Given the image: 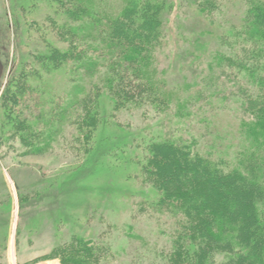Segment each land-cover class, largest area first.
Instances as JSON below:
<instances>
[{
  "label": "rangeland",
  "instance_id": "obj_1",
  "mask_svg": "<svg viewBox=\"0 0 264 264\" xmlns=\"http://www.w3.org/2000/svg\"><path fill=\"white\" fill-rule=\"evenodd\" d=\"M170 1L156 65L164 87L188 100L186 116H178L176 103L165 111L114 106L105 62L89 74L72 68L76 59L33 62L32 54L52 46L68 49V34L56 22L66 1L59 7L56 0H0V264H71L55 248L76 245V238L95 249L98 264H168L174 228L143 181L145 144L195 138L198 150L213 146L232 157L241 119L229 93L236 86L214 55L228 49L222 40L243 5L231 0L208 17L186 0ZM73 43L98 53L88 38ZM212 91L219 95L209 98ZM85 109L97 110L90 134L79 120ZM41 129L46 145L34 142Z\"/></svg>",
  "mask_w": 264,
  "mask_h": 264
},
{
  "label": "trees",
  "instance_id": "obj_2",
  "mask_svg": "<svg viewBox=\"0 0 264 264\" xmlns=\"http://www.w3.org/2000/svg\"><path fill=\"white\" fill-rule=\"evenodd\" d=\"M56 1L59 7L63 1L68 5L62 21L50 15L47 19L60 23L62 32L68 34L69 47L36 52L33 62L46 58L56 65L76 59L72 68H83L85 74L105 62L104 86L114 106L149 104L165 111L176 103L178 116L189 115L188 100L181 101L164 87L156 65L155 53L164 40L172 1ZM186 1L198 14L212 17L223 13L231 0ZM241 3L237 25H230L222 40L228 49L214 55L215 66L236 86L229 93L235 92L241 119L232 157L213 146L198 150L195 138L164 136L145 144L146 155L140 164L143 181L156 193V210L168 216L174 228L168 264H264V0ZM75 37L90 39L96 56L90 55V47H76ZM25 65L23 59L20 69ZM213 66L209 63L210 69ZM218 95L212 91L208 97ZM89 110L79 118L87 134L98 124L97 110ZM43 132H33L35 143L47 144L48 134ZM72 241L77 244L55 248L62 253H57L61 261L98 264L95 249L81 245L82 239Z\"/></svg>",
  "mask_w": 264,
  "mask_h": 264
},
{
  "label": "bare ground",
  "instance_id": "obj_3",
  "mask_svg": "<svg viewBox=\"0 0 264 264\" xmlns=\"http://www.w3.org/2000/svg\"><path fill=\"white\" fill-rule=\"evenodd\" d=\"M48 264H56V262L48 263Z\"/></svg>",
  "mask_w": 264,
  "mask_h": 264
}]
</instances>
